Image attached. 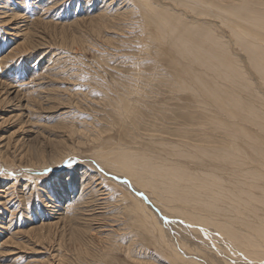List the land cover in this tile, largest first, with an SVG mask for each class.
Returning <instances> with one entry per match:
<instances>
[{
	"label": "rangeland",
	"instance_id": "374dc122",
	"mask_svg": "<svg viewBox=\"0 0 264 264\" xmlns=\"http://www.w3.org/2000/svg\"><path fill=\"white\" fill-rule=\"evenodd\" d=\"M181 1L0 0V264H264V78L234 25ZM215 2L261 17L264 46V0ZM161 5L190 19V55L152 29ZM110 148L209 180L216 207L113 174Z\"/></svg>",
	"mask_w": 264,
	"mask_h": 264
},
{
	"label": "bare ground",
	"instance_id": "6f19581e",
	"mask_svg": "<svg viewBox=\"0 0 264 264\" xmlns=\"http://www.w3.org/2000/svg\"><path fill=\"white\" fill-rule=\"evenodd\" d=\"M173 1V0H172ZM176 1V0H175ZM181 1V0H180ZM187 1V3L190 5V7H196V8H201L204 11H206L207 13H214L213 15L218 17L221 22H224V19L226 18V21H228L229 23H231L232 25L235 26V31L236 34L235 36L238 38L237 40L246 48V51L249 52V55L252 56L253 58L249 59L253 60V67L256 68L257 71H259V73L261 74V76H263L264 78V46L261 45V38H257L255 36H258L255 32L253 31H248L246 30L249 26L254 25V23H256V19H258V17L255 19L253 18L254 16L250 15V10H248V8H246L247 6L245 5H238V6H230V5H224L226 7H223L222 5V9L219 8H215V5H217V3L215 2V0H182L181 2ZM178 2V1H177ZM213 3V5H211ZM144 4V3H143ZM146 4V3H145ZM179 5V4H178ZM211 5V6H210ZM146 6V5H145ZM144 5L142 7H144L146 9ZM162 6V5H161ZM153 7V9L151 10L152 12H148L147 13V17H149V21L152 25V29L154 30H159V36L165 40V42L168 41L170 47L172 48V51L178 55H182L183 53L190 55L192 53L191 50H188L185 46L186 45H190V40H189V35H187V33H193V25L190 21V19L187 17H185V14L179 15V13H177L175 11L171 12L170 10H168L167 7ZM166 6V5H165ZM220 6V5H219ZM152 7V6H151ZM182 7V4H181ZM213 7V8H210ZM252 7V6H251ZM143 8V9H144ZM167 8V9H166ZM189 8V7H188ZM173 9V8H172ZM186 9V8H184ZM255 9V8H254ZM183 10V9H182ZM196 10V9H195ZM225 10V11H224ZM180 10H178L179 12ZM182 13V11H180ZM190 12V11H189ZM232 13V16H234L232 19L227 20L226 15ZM196 13V12H195ZM217 13V14H216ZM254 13V12H253ZM187 14V13H186ZM234 14V15H233ZM188 15V14H187ZM206 15V14H205ZM242 15V16H241ZM194 16V15H193ZM197 18V17H196ZM210 18V17H209ZM261 18V17H260ZM258 19L261 20V19ZM146 19V18H145ZM189 19V20H188ZM264 21V20H263ZM262 22V21H261ZM258 24V23H257ZM260 24V21H259ZM258 24V25H259ZM264 26V25H262ZM260 27V26H259ZM255 28V27H254ZM261 28V27H260ZM256 29V28H255ZM203 30V29H202ZM251 30V29H250ZM197 31V30H196ZM206 30H203L202 32L199 33H195V36L198 38L197 41H199V45L201 46L203 53H205L206 55V59L208 63H210V54H209V50L208 48H206L204 46V43L206 42V40L204 41V39H202L203 37H206V33H204ZM259 32V31H258ZM208 34V32H207ZM260 34V33H259ZM193 36V38L195 37ZM262 36V35H261ZM187 37V40H186ZM259 37V36H258ZM202 40H201V39ZM157 39V38H156ZM196 39V38H195ZM245 41V42H244ZM192 42V41H191ZM191 46V45H190ZM194 46V45H193ZM185 47V48H184ZM197 47V46H196ZM205 47V48H204ZM193 48V47H192ZM185 49V50H184ZM194 50V49H193ZM195 51V50H194ZM200 52V50H199ZM203 57V56H202ZM180 58V57H179ZM183 58V57H182ZM200 61V60H198ZM251 62V61H250ZM207 68V67H206ZM208 69V68H207ZM193 71V70H192ZM190 72V71H189ZM192 75V74H191ZM194 76V75H193ZM200 76V77H199ZM195 79L199 80L200 86H202L203 89H205L207 92L209 91H214L216 87L212 86L209 83L208 78L203 79V75H198L195 74L194 76ZM199 87V86H198ZM214 87V88H213ZM200 88V87H199ZM218 91L213 92V93H218L221 95L222 90L217 88ZM221 90V91H219ZM6 91V89H5ZM4 94V92H3ZM6 94V93H5ZM2 96V94H1ZM4 98V97H3ZM1 98V99H3ZM6 98V96H5ZM4 98V99H5ZM3 99V100H4ZM9 99V98H8ZM10 100V99H9ZM8 100V101H9ZM7 101V102H8ZM1 103V101H0ZM3 103V102H2ZM231 111V110H230ZM234 111V110H232ZM231 111V112H232ZM236 111V110H235ZM125 115V114H124ZM237 115V112H236ZM234 116V114H233ZM236 117V116H235ZM238 117V116H237ZM184 121V120H183ZM231 127V126H230ZM244 127V126H243ZM226 133L230 134V128H227L224 130ZM241 132V131H240ZM244 133V132H243ZM69 135V134H68ZM246 135V134H245ZM259 136V135H258ZM248 138V137H247ZM51 143V142H50ZM77 144V143H76ZM253 146H255V144H253ZM256 147V146H255ZM24 149V148H23ZM68 152V151H67ZM260 152V151H259ZM219 153V152H217ZM227 153V152H225ZM257 153V152H256ZM263 156H264V152H260ZM102 155L98 156L99 157V161L100 163L104 164L105 166L108 167V169H110L113 174H120L123 175L128 178H130V180L132 179L133 181H136L137 183L141 184V185H145V186H150L152 187L151 189H154L156 186L160 188L161 192H168L172 195V197L175 195L177 197L176 200L178 201H184L189 203L190 199L192 202H197L195 203V205L197 203H199L198 205L200 207H208V208H215L216 207V203L214 202L215 200L213 198L208 197L207 195L202 196V194L206 191H208L209 187L207 185L206 181L201 182L202 186L199 185L198 189H193L195 188V183H193V177H189L188 174L186 175L184 173L181 174L182 169L179 168L176 165H170L169 163H154L157 164L158 166H155L154 164L151 165L148 162H146V156L144 155H137V153H135L134 151H128V150H123L121 148H117V150H115V148H110L109 151H105L103 153H100ZM221 154V153H220ZM230 154V153H229ZM224 155L225 154H221ZM261 155V156H262ZM228 156V155H227ZM231 156V155H229ZM260 156V157H261ZM97 157V156H96ZM223 157V156H221ZM226 157V156H225ZM230 158V157H229ZM228 158V160H229ZM220 159V156H219ZM223 159L226 160V158L223 157ZM231 159V158H230ZM253 159V158H252ZM264 160V158H262ZM227 160V161H228ZM254 160V159H253ZM231 161V160H229ZM255 161V160H254ZM255 163V162H254ZM170 165V166H168ZM185 170V169H184ZM104 171V170H103ZM186 171V170H185ZM264 172V171H262ZM258 174L257 178H260L262 180H264V175L262 173H256ZM186 175V176H185ZM210 175V174H209ZM208 175V179L209 178ZM253 175V174H252ZM255 175V174H254ZM211 177V176H210ZM215 177V176H213ZM206 178V176H205ZM207 179V178H206ZM128 180V179H126ZM258 180V179H257ZM213 181V180H212ZM200 182V181H199ZM258 182V181H257ZM187 183H190L189 185H187ZM215 183V182H214ZM240 183V182H239ZM181 185H183V187H181ZM207 185V186H206ZM209 185H211L209 183ZM216 185V184H215ZM219 185V184H218ZM212 186V185H211ZM156 187V188H157ZM191 187V188H190ZM220 187V186H219ZM250 189V188H249ZM241 190V188H240ZM246 190V189H245ZM244 190V192H245ZM194 191V192H193ZM213 191V190H212ZM223 191V190H222ZM248 191V190H247ZM203 192V193H202ZM209 192V191H208ZM207 192V193H208ZM243 192V191H241ZM156 193V192H155ZM167 193V194H168ZM206 193V194H207ZM235 193V192H234ZM233 193V194H234ZM167 194L165 195V197H162L163 199L167 197ZM210 194V193H209ZM217 194V192H216ZM236 194V193H235ZM238 194V193H237ZM163 195V193H162ZM163 195V196H164ZM218 195V194H217ZM220 195H222L220 193ZM231 195V194H230ZM210 196V195H209ZM216 196V195H215ZM246 196V195H245ZM250 197V195H248ZM170 197V196H169ZM202 197V198H201ZM223 197V196H220ZM237 197V196H236ZM248 197V198H249ZM171 198V197H170ZM218 198V197H217ZM216 198V199H217ZM234 198V195H233ZM47 199V198H46ZM160 199V197H159ZM168 199V198H166ZM174 199V198H173ZM251 199V197H250ZM171 200V199H170ZM169 200V201H170ZM242 200V199H241ZM200 201V202H199ZM219 201V200H218ZM167 202V200H166ZM204 202V203H203ZM233 202V201H232ZM139 206V205H138ZM192 208V207H191ZM174 210H176L175 208H173ZM206 211H209L210 213H212V211L208 210L207 208H205ZM204 210V211H205ZM177 211V210H176ZM214 211V210H213ZM216 211V210H215ZM218 211V210H217ZM220 213V212H219ZM185 214V213H184ZM209 214V213H207ZM187 216L190 214H186ZM211 215V214H210ZM210 215L205 216V215H201L199 214V216H195L193 215L192 218L194 221L199 222V223H206V224H211L214 226L219 227L220 229L224 226V225H219L220 222L218 223V221L216 222L215 220L212 221ZM185 216V215H184ZM148 217V216H147ZM191 217V216H189ZM150 220V219H149ZM188 222V221H187ZM190 223V222H189ZM197 229V228H196ZM224 231L226 233H228L230 236H234L236 238V233L231 230L229 227L225 226ZM259 236L261 238H263L264 240V231L263 230H259L258 232ZM233 237V238H234ZM260 240V238H259ZM244 247L245 250L248 253H252L255 255H262V249L257 250L254 248L253 244L251 241H246L244 243ZM174 256V255H173ZM240 258V257H239ZM263 261V260H262ZM250 264V263H249Z\"/></svg>",
	"mask_w": 264,
	"mask_h": 264
}]
</instances>
